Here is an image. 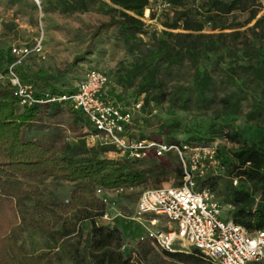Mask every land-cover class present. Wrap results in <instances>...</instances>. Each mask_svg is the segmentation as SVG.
I'll return each mask as SVG.
<instances>
[{
  "label": "trees",
  "instance_id": "16d2710c",
  "mask_svg": "<svg viewBox=\"0 0 264 264\" xmlns=\"http://www.w3.org/2000/svg\"><path fill=\"white\" fill-rule=\"evenodd\" d=\"M109 1L122 10L113 22L118 25L124 50L113 82L132 89L131 103L142 99L139 112L149 103L167 102L179 110L214 111L219 116L244 114L256 123L260 131L251 140L228 123L214 132L237 144L228 158L218 148L228 175L254 187L228 188L225 201L233 206L230 218L248 230L264 229L262 0H169L171 14H166L159 33L146 39L142 37L147 31L140 18L146 1ZM87 6L81 1L80 8ZM70 90H36L35 95H57ZM45 107L40 103L20 106L9 83L0 86V264L54 263V248L28 252L17 244L20 226L44 234L73 264H89L86 258L93 264H133L129 257L112 249L119 230L96 222L105 212V204L95 189L138 186L161 167L157 170L159 167L150 165L148 158L107 157L106 152L114 150L111 145L88 146L80 141L54 149L39 140L26 139L24 130ZM173 142L177 141H169ZM175 171L182 176L180 168ZM39 177L59 178L74 182L75 186L69 198L51 202L40 184L32 180ZM84 220L90 222L85 238L88 251H71L62 239L82 232L79 223ZM56 224H60L59 229ZM162 251L186 264H213L194 248L188 253Z\"/></svg>",
  "mask_w": 264,
  "mask_h": 264
},
{
  "label": "rangeland",
  "instance_id": "374dc122",
  "mask_svg": "<svg viewBox=\"0 0 264 264\" xmlns=\"http://www.w3.org/2000/svg\"><path fill=\"white\" fill-rule=\"evenodd\" d=\"M81 1L88 4L86 9L80 8ZM185 1L192 3L200 0ZM262 2L260 13L264 12V0ZM121 11L119 6L109 0H38V3L35 0H0V74L5 75L14 59L11 48L26 47L30 53L21 64L15 66V71L20 81L31 85L34 91L72 89L83 77L85 70L93 67L109 75L111 83L107 95L110 99L122 105L131 104L132 89L121 88L113 82L117 62L124 56L122 41L118 37V25L113 22V19L120 17ZM128 13L135 15L133 12ZM144 14L143 10L140 18L147 31L142 37L146 39L152 33H159L166 14H171V11H164L156 18L155 15L145 17ZM40 38L42 49L37 53L34 47ZM6 83L7 79L4 78L0 86ZM225 123L232 125L248 140L255 138L260 131L256 123L248 120L244 114L219 116L214 111L179 110L163 102L149 103L142 113L134 112L132 132L168 142L173 139L177 141L175 143L190 145L215 144L217 149L221 148L225 153L224 158H228L237 144L214 132ZM92 131L93 128L82 115L62 102L54 106L46 104L36 121L24 130V136L26 139L39 140L54 149L80 141L88 146L101 145L99 140H92L88 136ZM106 156L122 157L115 150L113 153L106 152ZM216 159V164L206 163L205 168L197 166L194 169L196 189H209L219 202L226 203L225 197L230 186L249 190L254 188L251 183L239 178L237 184H233L235 177L226 172V162H222L218 150ZM146 161L159 167L157 170L161 167V170L149 175L138 186L123 188L118 192L111 191L105 204L107 218L99 217L96 222L119 230V238L112 244V249L121 253L122 257H129L133 264H186L166 256L162 249L147 238L146 227L138 222L135 213L137 198L143 189L181 183V177L175 171L178 168L182 170L179 158L169 153L160 158L150 157ZM32 180L40 184L51 202L66 200L75 186L74 182L54 177ZM153 216V213H147L141 216V220L147 223ZM161 220L163 218L160 217ZM55 227L59 229L60 224ZM79 227L82 232L64 237L62 243L71 251L77 248L80 252H86L88 248L85 247V238L90 222L81 221ZM17 244L28 252L54 248L56 257L53 264H73L60 248L54 247V243L37 230L20 226ZM174 247L179 245L175 243ZM192 250L189 247L185 253ZM86 259L89 264H93L89 258Z\"/></svg>",
  "mask_w": 264,
  "mask_h": 264
},
{
  "label": "built area",
  "instance_id": "2783aa9c",
  "mask_svg": "<svg viewBox=\"0 0 264 264\" xmlns=\"http://www.w3.org/2000/svg\"><path fill=\"white\" fill-rule=\"evenodd\" d=\"M35 1L38 3V0ZM145 1V17L153 13L156 18L172 9L169 0ZM41 49L40 38L34 51L38 53ZM11 53L14 59L5 75L0 74V82L7 79L12 94L19 98L20 106L66 102L93 128L88 136L99 140L101 145H111L118 156L146 159L160 158L169 153L177 155L182 168L180 185L143 189L136 202V219L146 227V237L160 249L174 252L192 247L213 264H264V229L248 230L233 222L229 214L232 204L219 202L209 189L194 187V169L197 166L205 168L206 163H217L218 149L215 144L169 143L135 135L132 132L134 112L141 109L142 99L129 105L110 99L107 95L109 75L98 68L86 69L69 92L57 95L45 93L37 97L31 85L23 84L15 71V66L22 63L30 50L12 47ZM237 182L238 178H233V184ZM122 189L98 186L95 194L106 204L111 191ZM222 212L225 214L222 215ZM147 213L155 216L145 223L141 216ZM160 217L163 220L160 221ZM100 218H107V213L104 212ZM175 243L179 247H174Z\"/></svg>",
  "mask_w": 264,
  "mask_h": 264
},
{
  "label": "crops",
  "instance_id": "0c3cea01",
  "mask_svg": "<svg viewBox=\"0 0 264 264\" xmlns=\"http://www.w3.org/2000/svg\"><path fill=\"white\" fill-rule=\"evenodd\" d=\"M114 152V150L113 151H110V153H113ZM180 252H186V251H180Z\"/></svg>",
  "mask_w": 264,
  "mask_h": 264
}]
</instances>
